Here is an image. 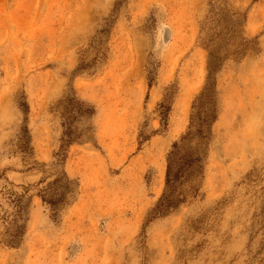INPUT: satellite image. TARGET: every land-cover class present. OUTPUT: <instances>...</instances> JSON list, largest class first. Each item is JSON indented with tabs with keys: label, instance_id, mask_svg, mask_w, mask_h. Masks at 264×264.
Here are the masks:
<instances>
[{
	"label": "rangeland",
	"instance_id": "374dc122",
	"mask_svg": "<svg viewBox=\"0 0 264 264\" xmlns=\"http://www.w3.org/2000/svg\"><path fill=\"white\" fill-rule=\"evenodd\" d=\"M210 52L216 119L173 163L201 168L149 215ZM71 99L95 114L62 162ZM0 264H264V0H0Z\"/></svg>",
	"mask_w": 264,
	"mask_h": 264
},
{
	"label": "trees",
	"instance_id": "16d2710c",
	"mask_svg": "<svg viewBox=\"0 0 264 264\" xmlns=\"http://www.w3.org/2000/svg\"><path fill=\"white\" fill-rule=\"evenodd\" d=\"M112 25L107 26L106 29L103 30L104 34L109 35L111 32ZM209 43H211L209 41ZM208 43V44H209ZM248 42L245 39L240 40V45L235 47L234 54H240L239 52H244L247 50ZM229 55H225L227 58ZM102 59H105V55L103 52L98 51L95 58L92 60L91 64L87 65H81L77 68V74H87V75H93L96 73V67L98 64L102 63ZM217 61V62H216ZM207 76H206V82L205 85L198 95L196 99L193 102L192 105V113L190 115L189 119V126L187 132L182 135L177 142H175L172 146V151L170 152L168 158H167V170H166V177H165V192L160 197V199L154 204L153 208L148 213L149 215L156 213L157 215L169 213L173 209H175L178 204L184 202V195L181 193L176 196L175 199H173V188L176 182H179L184 176V174L187 172V170H191L193 166L199 167L200 161L198 160V157H194V155H189L187 159L183 160V164L180 168H178L176 171H173V163L175 159V151L180 147V145L187 143L188 141L194 140V139H205V129L207 127H210L211 123L215 121L216 119V82H217V75L220 73L221 69V63L220 60H218L213 53L208 54V64H207ZM71 102L75 103L72 106H69V113L68 115L72 116V122H68L63 125V134L61 139V146L58 151L60 156H62L61 161L63 162L66 158V148L72 145L73 143H76L78 140V134L79 129L75 127L73 129L74 122L78 119H87L91 118L95 114L94 107H88L86 103L83 101H75L74 99L70 100ZM166 103L168 105H166ZM172 102H164L162 105H160V109L162 110L161 113V123L163 125H166L168 115L170 113ZM75 114V115H74ZM148 140L147 138L144 139V141ZM54 155L56 158L57 155ZM63 176L66 178L65 174ZM194 191V189L192 190ZM42 201L45 203L46 201L41 198ZM156 215V216H157ZM155 218V217H154Z\"/></svg>",
	"mask_w": 264,
	"mask_h": 264
},
{
	"label": "bare ground",
	"instance_id": "6f19581e",
	"mask_svg": "<svg viewBox=\"0 0 264 264\" xmlns=\"http://www.w3.org/2000/svg\"><path fill=\"white\" fill-rule=\"evenodd\" d=\"M188 99V95L186 94L184 96V100L183 101H186ZM182 107H184V109L182 110V112L184 113V110H185V102H183L182 104ZM159 152L161 153L162 152V149H164V146H160V148H158ZM164 151V150H163ZM155 168L157 170V190H159L162 186V183H163V174H164V166H163V162H161L159 160V158L157 159V162H155Z\"/></svg>",
	"mask_w": 264,
	"mask_h": 264
},
{
	"label": "crops",
	"instance_id": "0c3cea01",
	"mask_svg": "<svg viewBox=\"0 0 264 264\" xmlns=\"http://www.w3.org/2000/svg\"><path fill=\"white\" fill-rule=\"evenodd\" d=\"M35 202H36V204H37V202H38V201H37V199H36V201H35ZM42 219L44 220V224H45V218H42Z\"/></svg>",
	"mask_w": 264,
	"mask_h": 264
}]
</instances>
